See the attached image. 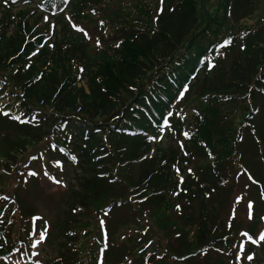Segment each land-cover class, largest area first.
Segmentation results:
<instances>
[{"label":"trees","instance_id":"1","mask_svg":"<svg viewBox=\"0 0 264 264\" xmlns=\"http://www.w3.org/2000/svg\"><path fill=\"white\" fill-rule=\"evenodd\" d=\"M102 1L69 0L66 7L73 18L83 21V15L88 18V9ZM256 2L225 0L220 17L198 0H160L162 11L155 16L157 0H136L129 6L130 12L135 8L130 16L136 19L135 15L142 14L145 20L136 19L127 37L116 40L108 53L93 54L91 59L85 54L88 44L80 33L74 35L67 28L61 16L59 23L66 26L67 34L58 33L52 47L45 45L28 61V51L38 42L31 40L33 24L40 21V15L30 11L53 0H28L15 13L6 8L0 12V82L9 85L10 94L11 88L22 93L20 108L27 112L32 105L43 109L37 115L38 127H17L37 142L42 140L41 133L52 135L60 120L69 119L57 133L77 152L78 169L83 173L79 187L71 191L66 202L74 210L69 238L84 235L89 212L103 205H91L90 200L103 195L110 202L123 198L122 208L133 215L124 225L125 241L136 242L137 234L129 235L132 229H139L141 214L154 226L150 234L158 238L160 254L167 256L155 258L153 264H162L176 247L175 255L190 254L185 264H199L201 256L209 255L202 254L200 248L221 240L222 234L217 232L223 224L211 199L219 203L233 192L238 152L245 150L238 134L250 111L249 105L241 107V118L234 124L236 113L231 107L251 92L259 69L264 68V23H245ZM223 40L229 41L227 46L215 49ZM205 56H212L214 62L209 69ZM78 65L83 67L86 88L76 85ZM187 81L191 82L178 106L182 105L189 136L180 137L183 120L173 111L171 132H177L148 155L159 118ZM5 98L12 104L17 102L10 95ZM66 114L69 116L63 117ZM6 121L0 117V123ZM133 131L137 133L133 135ZM7 157H13L12 152ZM188 164L193 171L179 182L172 166L183 173ZM117 180H122V188ZM235 193L234 187L233 196ZM131 194L134 204L128 201ZM141 198L144 200L138 201ZM195 203H199L197 217L192 212ZM260 205L264 208V202ZM10 223L9 215L5 216L0 235L4 233L3 239L12 244ZM239 224V220L233 222ZM178 233L183 234L177 246L170 240ZM164 239L169 241L165 245L161 242Z\"/></svg>","mask_w":264,"mask_h":264},{"label":"rangeland","instance_id":"2","mask_svg":"<svg viewBox=\"0 0 264 264\" xmlns=\"http://www.w3.org/2000/svg\"><path fill=\"white\" fill-rule=\"evenodd\" d=\"M198 1L205 5V8L208 7L209 10L217 13L220 17L222 16L225 0ZM257 1L258 3L256 2L257 4L251 17L245 19L246 24H251L255 21L264 23V0ZM135 2L136 0L105 1L102 6L96 8V11L93 14H88V21L83 23L78 22V24L87 32L90 30L89 34L92 36L86 47L88 52L85 53L87 56L90 54V56H88L90 59L93 58V54L99 55L102 52L108 53L110 46L113 45L116 40H121L127 37L130 29L135 27L136 19L145 20V17H143L142 14L135 15L136 19L130 16V14L135 11V8L130 12L129 6L132 7ZM154 2L151 1V4ZM16 9L17 8H14V11ZM46 17L47 16L44 17V20H46ZM54 20L55 26L50 33H53V36H58V33L60 35L67 34V31L65 30L66 26L62 27V25L59 24L58 18ZM97 20H102L104 26L99 27L100 23ZM75 23L77 24V22ZM41 25L43 24L41 23ZM103 28H105L103 34L98 33L99 31H102ZM96 33H98L99 36L95 39ZM97 40L100 42L99 45H97ZM75 69L77 72V68ZM81 84H85V82H81ZM8 86L9 85H6L3 88L4 96L10 95L13 98L12 101L19 102L22 93L11 88L13 94H10V88ZM238 102L237 105L231 107V109L234 110V113H236L234 124L239 122L241 118V107L248 104V101L245 99ZM39 107L41 106L37 107L32 105V108L30 109H34L38 113L40 111L43 112V109L41 110ZM258 108V114H260L261 118L256 119L255 117L258 114H255L251 119L253 126L248 127L247 131H243L245 135L242 137V141L245 139L243 146L245 147V150H247L244 152L243 159L249 161L248 163L251 166L249 168L253 169V173L257 178L247 181L243 185L245 187L243 194L253 202V206L264 202V200L259 197V195L264 192V169L259 167L260 161L263 160V156L258 155V152L263 155L264 151V107L260 104ZM44 111H47L46 108H44ZM68 116L69 114H66L63 117ZM255 128L257 129V132L255 131V133L258 134L261 141L260 149L254 146L253 139L250 136L251 129L255 130ZM21 130H23V128H18L15 123H0V193L5 197H8L0 202V211L8 209V215L11 218V223L8 225V229L10 230L8 233L12 235L10 242L14 243L17 238H25L26 240V242L19 240L10 254L2 259L3 261L1 264H63V262H65V264H90V260H86V257H89V253L85 254L84 251H78L75 249L71 250L70 248L67 250L66 246V244L71 246V238L66 234L72 226L70 215H73L74 211L66 206V202L71 197V191L79 187V179L80 176L83 175L82 171L78 169L77 163L75 164V162L70 161L66 164L65 161L59 160V156L55 150L52 152L46 148V146L49 145L46 140L47 137L50 136L52 141L54 138L57 142L61 139H57L56 137H53V135L47 136V133L43 132L41 133L42 140L35 142V139L22 133ZM42 130L43 129H41V131ZM3 134L4 137H2ZM23 145L24 148L21 147ZM17 147H21L18 148V153H16ZM39 151H44V156L49 158V162L44 163V165L42 161L27 163L28 156ZM11 152L13 157H7ZM247 155L248 158H246ZM4 160H6V162ZM57 161H59V163H57ZM188 168L193 169L191 165ZM30 172H36L37 175L32 176L29 174ZM45 172L50 175V178L44 176ZM40 173H42V175H40ZM182 177L183 176H180V178ZM56 180H60L62 183L57 184L55 182ZM109 191V189L106 190L104 195H108ZM249 193L257 194V197L250 198ZM101 194L103 193L101 192ZM102 196L103 195L96 200H90V204L98 206L109 201L108 196H106L108 197L107 201H105L106 198L104 199ZM130 197L131 199L129 200L134 204V194H131ZM5 202L11 203V207H5L2 204ZM211 202L216 204L214 199H211ZM129 206V208H131L133 205ZM198 208L199 203H195L193 205V214L196 217L198 214ZM172 209L173 208H171V211ZM217 209L219 210V217L222 221V208H220L219 205ZM70 211H72V214H70ZM94 211L95 210L90 211L91 216L89 217V223H87L85 229V233L88 232L87 239L91 241H94L91 236H101ZM128 211L125 208L117 209V215L120 214V217L116 215L113 216V222L110 221L112 217L105 218L99 216L98 218L105 221L104 228L107 226L109 227V224L110 227L114 224L121 226L124 222V216ZM156 212L159 215L162 214L158 210ZM110 216L111 214L108 217ZM81 218L82 216L79 217V219ZM115 218L116 221H114ZM69 220L70 223L67 226L66 222H69ZM154 220L158 221L159 219L155 217ZM44 221H47V223L45 224ZM109 230L111 233H114L112 228ZM42 231H46L45 239L44 241L37 243L39 240V233ZM103 232L106 233V231ZM256 235L254 236L255 238H257ZM83 236L84 235H81L80 233V236H75L74 238H83ZM236 240L238 245L241 243V246L239 245V252L234 255V263L235 261L237 263L240 262L242 260V253L247 251L244 256V264H264V247L261 249L257 247L260 245V242L254 243L252 249H246L247 243L250 242L247 237H243L239 234L236 236ZM78 245V249H83L81 242H78ZM107 247L108 250L109 246L107 245ZM112 250H114V247ZM249 254L253 255V259L255 260L252 263L251 260L247 259ZM260 258L261 263H258ZM105 259L108 262L109 258L105 257Z\"/></svg>","mask_w":264,"mask_h":264},{"label":"snow or ice","instance_id":"3","mask_svg":"<svg viewBox=\"0 0 264 264\" xmlns=\"http://www.w3.org/2000/svg\"><path fill=\"white\" fill-rule=\"evenodd\" d=\"M5 2H7V0H5ZM161 3H163V0H161ZM158 11H162V9H159ZM73 27L76 28L77 31L82 32L85 36H88V33L83 28H81V27H79L78 25H75V24H73ZM99 43H100L99 40H97V45H99ZM224 43L227 44V43H229V41L226 40ZM117 46H119V45H117ZM37 51H39V49ZM33 55H35V53H33ZM81 71H83V69H81ZM185 90H187V86H185ZM184 94H185L184 91H180L178 93L179 97H181V98L184 96ZM166 113H167L168 116L172 115V112L168 111L167 109H166ZM4 115L7 116L8 114L5 112ZM161 118L162 119L164 118L163 115H162ZM13 119L19 121L20 123H25V121L21 120V118L19 116L13 117ZM183 135L185 137H188L189 133L185 132V133H183ZM150 139H155V137H150ZM180 146H181V148L184 147L183 144H181ZM185 155H187V153H185ZM73 160H75V157H73ZM57 163H59V161H57ZM177 171H179V169H177ZM189 171H191V169H189ZM29 174L32 175V176L37 175L36 172H30ZM44 175L47 176L48 173L45 172ZM249 179L252 180L253 178L249 175ZM55 182L57 184H61L62 183V181H60V180H56ZM253 182H255V181H253ZM224 183H227V181H224ZM262 196H264V194H262ZM4 199H7V197H4ZM129 199H131V197H129ZM237 199H239V197H237ZM177 207L179 208V205H177ZM248 208H249L248 218L252 219V211H251L252 208H253V202L252 201L248 202ZM261 219H264V217H261ZM44 223L46 224L47 221H44ZM99 223H100V226L103 227L104 224H105V221L104 220H100ZM45 236H46V231L40 232L39 233V240L37 241V243H40V242L44 241ZM242 236L243 237H247L253 243H259L260 241H264V231L260 232L256 239H253V237L251 235H249V233L247 231L243 232ZM237 258H238V256H237ZM247 259L248 260H252L253 259V255L249 254L247 256Z\"/></svg>","mask_w":264,"mask_h":264}]
</instances>
